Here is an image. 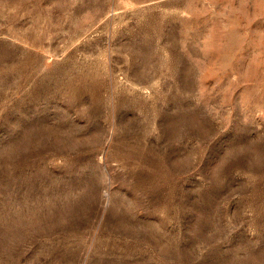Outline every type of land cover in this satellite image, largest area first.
Wrapping results in <instances>:
<instances>
[{"label": "rangeland", "instance_id": "374dc122", "mask_svg": "<svg viewBox=\"0 0 264 264\" xmlns=\"http://www.w3.org/2000/svg\"><path fill=\"white\" fill-rule=\"evenodd\" d=\"M0 264H264V0H0Z\"/></svg>", "mask_w": 264, "mask_h": 264}]
</instances>
